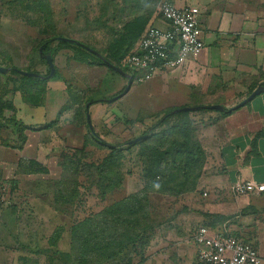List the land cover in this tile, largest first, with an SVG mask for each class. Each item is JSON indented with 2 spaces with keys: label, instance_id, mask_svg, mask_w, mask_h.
<instances>
[{
  "label": "rangeland",
  "instance_id": "1",
  "mask_svg": "<svg viewBox=\"0 0 264 264\" xmlns=\"http://www.w3.org/2000/svg\"><path fill=\"white\" fill-rule=\"evenodd\" d=\"M101 1L0 0L1 68L13 67L46 77L49 68L39 55V43L50 36H62L96 49L102 58L131 77L129 90L114 100L124 92L128 79L98 65L86 51L59 45L58 41L49 46L54 50L53 77L31 83L20 75L0 76V264H50L51 259H57V251L69 252L70 229L76 222L100 215L110 205L144 188L143 174L149 162L139 146L127 149L132 145L130 142L141 136L150 137L148 144L161 151L179 140L178 135L172 137L166 130L190 122L187 116L178 115L144 135L165 112L174 109L171 105L179 104L182 96L190 92L161 83V74L137 82L139 73L126 63L134 53L129 49L135 40L114 48L116 36H111L114 19L110 8L118 3ZM44 2L49 6L48 11L41 10ZM161 2L156 4V12ZM194 16L198 20V15ZM195 103V100L187 101L181 109L197 108ZM87 115L93 132L88 128ZM12 119L31 129L25 131L23 144ZM91 134L121 151L102 183L95 168L110 151L99 147ZM75 155L81 165L93 168L80 173L76 192L72 188L65 191L75 197L71 205H63L56 200L55 192V183L62 177L60 162L63 156L75 158ZM20 161L22 168L18 169ZM31 161L41 167H34ZM34 168L36 172L47 173H23ZM103 185L108 186L103 188ZM205 192L196 188V195L183 193L176 198L149 194L151 206L147 211L153 231L143 236L144 240L148 238V243L137 255L129 248L122 254L123 260L118 258L107 264H125L126 259L130 264H198L192 235L205 222H214L212 218L203 221L201 215L214 216L206 211L214 195L205 197ZM228 213L226 229L221 224L214 232H239L247 243L257 248L260 264H264V237L258 243L252 231H244L252 226L251 222H247L249 227L237 226V212ZM58 228L64 229V233L52 246L49 241Z\"/></svg>",
  "mask_w": 264,
  "mask_h": 264
},
{
  "label": "crops",
  "instance_id": "2",
  "mask_svg": "<svg viewBox=\"0 0 264 264\" xmlns=\"http://www.w3.org/2000/svg\"><path fill=\"white\" fill-rule=\"evenodd\" d=\"M159 1L163 0H117L116 8L124 9V14L111 15L112 27L119 34H123L124 27H137L141 34L150 27L165 29L166 24L156 12ZM167 1L198 15L197 27L204 43V51L196 61L160 75L161 83L190 92L171 108L195 100V106L210 109L182 110L194 122L206 155L197 191L204 189L205 197L214 195L207 204L209 214L227 217L233 211L237 212V226L249 227L251 222L252 226L244 231H252L259 243L264 237V192L235 196L231 188L236 182L246 181L264 185V0ZM260 87V94L243 103ZM213 106L223 110H212ZM233 108L237 109L222 114ZM225 225L227 222L222 225L226 229ZM236 234L247 241L239 232Z\"/></svg>",
  "mask_w": 264,
  "mask_h": 264
},
{
  "label": "trees",
  "instance_id": "3",
  "mask_svg": "<svg viewBox=\"0 0 264 264\" xmlns=\"http://www.w3.org/2000/svg\"><path fill=\"white\" fill-rule=\"evenodd\" d=\"M111 1L112 0H102L101 2L109 3ZM25 5L26 7H30L28 4ZM37 6L40 7V4ZM43 9L47 11L49 10V6L45 2L41 7V10ZM110 9L112 10L111 14H118L119 12L120 14H124V9L118 10L116 6H112ZM136 23L137 22H135V24ZM110 31L111 36H116L113 43H115L114 48L117 49L122 47L124 43L129 42L128 40H135V43L136 41H140L144 35L141 34L137 27L130 29L124 27L122 29L123 34H119L114 28H111ZM59 38L66 37L50 36L42 40L38 47L40 57H43L47 53H51V57L53 59L54 50H52V48L49 46L51 42L58 41L59 45L68 47L72 46L78 51H86L84 53L92 57L94 60L96 59L98 65L106 66L109 70H112L108 66L111 64L108 59L105 57L99 58L98 56H94L86 50V48H89L100 55L101 53L96 49L85 44L83 45V43L81 44V42L77 40L75 41L83 45L84 48L78 46L77 43L69 44L62 42L59 40ZM135 43L132 48L129 49L130 52L133 50ZM135 51L136 49L133 50V52ZM20 72L21 70L11 67L9 68L7 75H20L22 80L31 83L44 82L38 78H28L22 76ZM3 75L6 76L5 74L0 73L1 77H3ZM8 108L11 109V107ZM179 109L174 108L165 112L157 124L145 132L144 135L153 129H156L161 124H164L171 118L177 117L178 115L186 116V113L182 111L174 113ZM193 109L203 111L210 110L208 107L201 106ZM236 109L237 108L228 110L225 109L222 114H230ZM12 121V126L17 129V133L20 136L21 143L23 144L25 141V131L31 129L24 126V124L21 122H16L15 119H12ZM189 123H183L176 128L166 130L165 133L168 132L167 134L172 135V137L178 135L179 140L171 142L161 151H159L157 148H152V146L148 144L147 141L150 137L141 140L136 144L128 146L127 149L139 146L141 153H144L143 157H145L147 162H149L146 169H144L143 174V179L146 181L144 188L140 192L130 195L129 197H126L121 201L110 205L103 213H101L102 215L97 214L95 216H88L85 219L76 222L70 229L71 232L69 234V244H71V246L69 252L57 251L55 253L57 259H51L49 262L50 264H107L118 258L123 260L124 258L122 254L129 248H131L136 255L138 252L143 251L142 249H144L146 243H148V238H145L144 240L143 236L149 235L153 231V225L150 224V219L148 217L149 214L147 211L149 206H151L149 194H153L154 192L155 194L158 193L162 196L166 195L168 197L176 198L181 196L183 193H196L198 181L202 176V171L206 162V155L198 141L195 124L191 122L192 125H190ZM261 135H263V132L257 137ZM163 136H165V134H163ZM92 139L99 147L110 151L109 155L103 160V162L95 168V170L98 172V178L102 183V181L105 182L106 171H108L109 174L111 173L109 168L111 164H114L115 157H117L116 160H119L121 151L118 150L119 147L110 145L100 140L96 136L92 135ZM256 139H254V141ZM254 143L252 144V147L254 146ZM30 163L38 169L41 167L36 162L31 161ZM60 166L62 168V177L60 181L55 183L57 188L55 191L56 200L58 202H63V205H71L75 196L74 194H67L65 191L69 192V189L72 188V192H76V190H78L80 187L78 185L80 173L82 171L92 169L93 166L88 164L81 165V160L77 157V155H75V158L63 156L61 158ZM17 167L18 169L22 168L21 161L18 163ZM23 173L29 175L47 172L45 170H43V172H36V168H34V171L26 170ZM156 178H159L160 181L156 182ZM156 183H158L157 186ZM107 186L108 185H103V188H106ZM201 215L203 221H207L208 218L214 219V222H211L210 220L205 222L206 224L204 225V227L213 231L214 229L216 230L215 227L220 226L229 219L227 217L218 215ZM54 233L55 235L53 234L49 241L50 245L52 244V246L59 242L62 234L64 233V229L58 228ZM226 234L240 238V236H238L236 233ZM125 262V264H130V260L128 259H126Z\"/></svg>",
  "mask_w": 264,
  "mask_h": 264
},
{
  "label": "built area",
  "instance_id": "4",
  "mask_svg": "<svg viewBox=\"0 0 264 264\" xmlns=\"http://www.w3.org/2000/svg\"><path fill=\"white\" fill-rule=\"evenodd\" d=\"M157 12L166 28H148L137 50L126 60L127 65L139 73L138 83L181 68L188 61H196L204 51L191 9H179L164 0ZM231 190L235 196L261 194L264 185L252 181L236 182ZM192 239L198 264H260L256 248L237 237L202 226L195 230Z\"/></svg>",
  "mask_w": 264,
  "mask_h": 264
},
{
  "label": "water",
  "instance_id": "5",
  "mask_svg": "<svg viewBox=\"0 0 264 264\" xmlns=\"http://www.w3.org/2000/svg\"><path fill=\"white\" fill-rule=\"evenodd\" d=\"M59 40L62 41V42L69 43V44L77 43L75 40H71V39H67V38H59ZM77 45L84 48V46L81 45V44H79V43H77ZM86 50L89 53H91V54H93V55L98 56L99 58H101V56L99 54H97L95 51H92L89 48H86ZM43 59L45 60V62L47 63V66L49 68V74L46 77H41V76H39L37 74H34V73L22 72V71L20 72V74L22 76H25V77H28V78H38V79H41V80L49 79V78L53 77V75L55 73V68H54V65H53V62H52L51 53H47L46 55H44L43 56ZM108 66L113 71L120 73L124 78H127L128 81H129L127 87L124 90V92L122 94H120L117 98L114 99V100H117V99L121 98L122 96H124L126 94V92L129 90V88L131 86V77L128 74L123 73L120 69L112 66L111 64H109ZM8 72H9V69H5V68H1L0 67V73L1 74H7ZM262 91H263V88L262 87L256 89L243 103H246V102L250 101L252 98H254L256 95L260 94ZM211 109L212 110H217V111H222L223 110L219 106H213V107H211ZM182 110L184 111V110H189V109L176 110V112L182 111ZM176 112H174V113H176ZM86 121H87V124H88V128L90 129V131L93 132V130L91 128V124H90V119H89L88 115L86 116ZM144 139H146V136H141L139 138L134 139L130 143L131 144H135V143L140 142L141 140H144Z\"/></svg>",
  "mask_w": 264,
  "mask_h": 264
}]
</instances>
